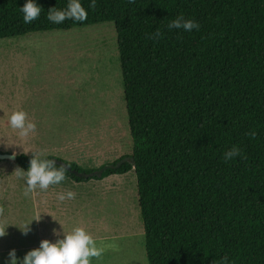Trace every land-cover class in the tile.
I'll list each match as a JSON object with an SVG mask.
<instances>
[{"label": "trees", "instance_id": "obj_1", "mask_svg": "<svg viewBox=\"0 0 264 264\" xmlns=\"http://www.w3.org/2000/svg\"><path fill=\"white\" fill-rule=\"evenodd\" d=\"M68 2L37 0L41 13L26 24L24 0H0V39L113 23L133 163L85 179L72 171H90L36 157L77 183L132 171L147 264L222 255L264 264V0H96L94 8L81 0L85 21L48 20L49 8ZM178 14L199 30L168 29ZM234 144L245 158L224 161ZM33 156L13 163L27 169Z\"/></svg>", "mask_w": 264, "mask_h": 264}, {"label": "rangeland", "instance_id": "obj_2", "mask_svg": "<svg viewBox=\"0 0 264 264\" xmlns=\"http://www.w3.org/2000/svg\"><path fill=\"white\" fill-rule=\"evenodd\" d=\"M19 109L37 125L28 137L9 123ZM0 140V152L52 156L82 172L130 157L113 23L0 39ZM15 169L13 162L0 161V225H8L0 237V264H7L11 249L23 257L41 240L56 241L76 226L85 227L98 245H114L92 264H147L132 171L64 180L25 196V181ZM68 189L75 198L58 201L56 193ZM38 216L22 234L18 226Z\"/></svg>", "mask_w": 264, "mask_h": 264}, {"label": "clouds", "instance_id": "obj_3", "mask_svg": "<svg viewBox=\"0 0 264 264\" xmlns=\"http://www.w3.org/2000/svg\"><path fill=\"white\" fill-rule=\"evenodd\" d=\"M95 6L96 0H89V8ZM41 9L42 6L37 3V0H24L20 7V11L23 13V22L28 24L36 20ZM87 16L88 12L82 6L81 0H69L65 8H49L47 13L48 20L56 24L62 23L65 19L82 22L87 19ZM166 27L170 30L192 32L194 29L199 30L200 24L193 18L178 14L167 23ZM160 36L161 32L157 29L150 34L149 38L159 39ZM27 116L25 110L19 109L13 111L8 117L11 127L19 130L20 137H28L37 127L36 123L29 120ZM246 135L255 137L257 133L255 129H250ZM0 143L4 142L0 140ZM41 151L44 152V150ZM15 155L14 151L12 157L14 158ZM237 156L241 159L245 158L242 148L234 144L223 152L222 159L229 161L234 160ZM15 171L17 176L23 177L25 181L24 195L29 196L36 189L46 190L49 185L60 184L65 180L66 170L64 166H53V161L50 159H39L33 156L27 169L17 167ZM75 195L73 190L68 189L57 192L56 199L58 201L71 200L75 198ZM33 219L39 220L40 216L26 220L22 226H18L22 234H27L31 230ZM7 226L0 225V237L7 235ZM106 247H114V245H98L96 239L85 227L76 226L71 231L64 232L63 237L56 241L41 240L38 247L29 249L23 257H17L16 250L11 249L8 253L7 264H92V258L100 257ZM212 264H234V261L228 255H222L215 258Z\"/></svg>", "mask_w": 264, "mask_h": 264}, {"label": "water", "instance_id": "obj_4", "mask_svg": "<svg viewBox=\"0 0 264 264\" xmlns=\"http://www.w3.org/2000/svg\"><path fill=\"white\" fill-rule=\"evenodd\" d=\"M15 157H16V155H15ZM15 157L14 158L12 157V153L0 152V161L8 160V161L14 162L15 161ZM125 162L133 163L132 157L122 158L121 160L117 161L114 165L109 164V165L101 167L99 170H96V171H93V172H90V173H87V174L80 173V172H77L75 170L72 171V172L76 176H79V177L81 176V177H84L85 179H87L89 177H100L102 175L103 171H105L106 169L117 168V167H119L121 164H123Z\"/></svg>", "mask_w": 264, "mask_h": 264}]
</instances>
